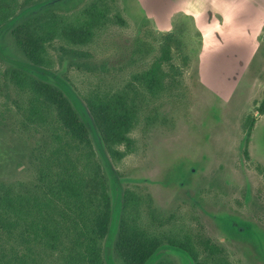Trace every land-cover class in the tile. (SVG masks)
I'll list each match as a JSON object with an SVG mask.
<instances>
[{
  "label": "rangeland",
  "instance_id": "obj_1",
  "mask_svg": "<svg viewBox=\"0 0 264 264\" xmlns=\"http://www.w3.org/2000/svg\"><path fill=\"white\" fill-rule=\"evenodd\" d=\"M85 1L30 0L26 7L70 13ZM116 3L125 26H107L84 46L52 41L50 74L42 73L49 82L67 83L79 99L88 91L112 92L148 67L164 40L176 41L166 89L156 95L138 89L132 152L112 169L103 164L113 207L105 263L123 264L112 245L117 207L129 189L139 197L144 227L177 224L220 246L230 264H264V0ZM0 54V182H28L34 176L31 151L42 136L14 117L19 94L4 71L26 59L9 30L0 32ZM77 110L100 156L82 103ZM159 260L191 264L170 249H162Z\"/></svg>",
  "mask_w": 264,
  "mask_h": 264
},
{
  "label": "trees",
  "instance_id": "obj_2",
  "mask_svg": "<svg viewBox=\"0 0 264 264\" xmlns=\"http://www.w3.org/2000/svg\"><path fill=\"white\" fill-rule=\"evenodd\" d=\"M28 1L0 0V32L10 31L26 59L4 73L19 94L14 117L23 129L40 131L42 143L31 151V181L0 182V264H106L103 241L113 207L103 164L112 169L132 152L131 134L141 112L138 89L150 95L166 89L176 41L164 40L149 66L133 73L124 86L88 91L79 99L67 83L43 78L52 66L47 45L60 40L84 46L107 26H125L116 0H86L70 13L26 7ZM79 102L90 117L100 156L77 110ZM259 111L264 112V98ZM243 155L249 158L247 149ZM140 209L139 197L123 191L112 245L123 264H170L154 261L162 249L185 255L191 264H230L224 250L201 232L191 234L177 224L144 227Z\"/></svg>",
  "mask_w": 264,
  "mask_h": 264
}]
</instances>
